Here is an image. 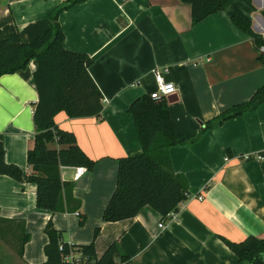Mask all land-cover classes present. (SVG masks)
Segmentation results:
<instances>
[{
    "label": "crops",
    "instance_id": "0c3cea01",
    "mask_svg": "<svg viewBox=\"0 0 264 264\" xmlns=\"http://www.w3.org/2000/svg\"><path fill=\"white\" fill-rule=\"evenodd\" d=\"M67 1L0 0V39L32 42L47 30L49 14ZM191 13L180 0H85L59 16L65 48L93 61L89 71L104 109L100 117L79 119L62 112L55 122L75 135L95 166L78 180L75 167L61 169L63 180L73 183L74 201L57 213L37 208L36 184L0 175V222L16 227L19 237L30 236L23 256L7 264L47 262L44 230L50 220L65 242L94 243L99 257L117 243L126 257L116 258L117 264H237L227 242L264 237V104L204 130L264 86L253 44L254 38L264 41V0H235L196 25ZM236 13L252 22L248 33L233 24ZM36 69L33 60L26 70L0 78L5 161L25 175L32 173L27 154L35 145ZM155 70H167L166 81L177 88L176 101L168 103L180 145L170 149V158L174 173L188 181V198L167 220L147 206L132 219L105 222L119 159L142 153L127 110L156 91Z\"/></svg>",
    "mask_w": 264,
    "mask_h": 264
},
{
    "label": "trees",
    "instance_id": "16d2710c",
    "mask_svg": "<svg viewBox=\"0 0 264 264\" xmlns=\"http://www.w3.org/2000/svg\"><path fill=\"white\" fill-rule=\"evenodd\" d=\"M84 1L68 0L50 13L47 30L32 42L14 43L10 39H0V78L26 70L35 60L34 84L39 95L34 111L35 145L27 154L32 173L25 175L17 165L7 164L4 144L0 141V175L36 184L37 208L53 213L65 212L74 201L73 183L63 180L61 169L86 167L92 170L95 166V161L79 147L75 135L60 129L55 118L62 112L72 119L100 117L104 109V97L89 71L92 59L65 48V35L59 22V16L64 11ZM234 1L180 0L190 5L193 25L225 11ZM231 20L242 32L250 31L252 22L243 15L233 14ZM253 44L259 50L258 61L264 67V52L261 50L264 41L254 38ZM263 104L264 86L248 102L236 105L207 122L204 130L254 111ZM127 112L136 126L142 153L119 159L117 186L104 211L103 220H129L147 206L167 219L188 198L187 179L175 174L172 169L170 149L180 145V142L176 138L169 103L166 100L156 102L150 95H144L136 99ZM50 143H56L60 148L49 149ZM78 215L81 217L80 213ZM84 222L82 216L80 225ZM1 224L4 222L1 221ZM6 226L0 227L1 238L11 234L19 237L17 231ZM44 232L49 240L45 247L47 262L44 264H64V257L77 248L88 257L85 264H117L116 258H121V261L126 259L117 243H113L99 257L94 243L76 246L65 242L63 232L57 230L51 220ZM29 238L27 234L19 237L21 256ZM227 245L236 255L237 264H264V237L250 236L240 243L227 242Z\"/></svg>",
    "mask_w": 264,
    "mask_h": 264
},
{
    "label": "built area",
    "instance_id": "2783aa9c",
    "mask_svg": "<svg viewBox=\"0 0 264 264\" xmlns=\"http://www.w3.org/2000/svg\"><path fill=\"white\" fill-rule=\"evenodd\" d=\"M264 52V49H263ZM167 70H155L154 76L157 85V89L154 92L150 93L151 98L156 102L168 101L170 96L177 94V88L173 83L167 82L165 79V74ZM171 89V90H169ZM75 174L73 180H78L84 176L88 169L86 167H76L74 168ZM202 199L201 197L199 198ZM176 215V212H172L167 219H170ZM166 219V220H167ZM160 228H165V220L160 225ZM88 260V257L80 249H73L71 253L64 257V264H85Z\"/></svg>",
    "mask_w": 264,
    "mask_h": 264
},
{
    "label": "rangeland",
    "instance_id": "374dc122",
    "mask_svg": "<svg viewBox=\"0 0 264 264\" xmlns=\"http://www.w3.org/2000/svg\"><path fill=\"white\" fill-rule=\"evenodd\" d=\"M2 225L3 224H1V226ZM13 230L17 231L18 229L14 227ZM0 240L3 242V246H1L0 249V264H7V262H12L13 258H16L20 255L21 240L19 239V237H16L12 234L5 235V241H3L2 239Z\"/></svg>",
    "mask_w": 264,
    "mask_h": 264
},
{
    "label": "water",
    "instance_id": "95a60500",
    "mask_svg": "<svg viewBox=\"0 0 264 264\" xmlns=\"http://www.w3.org/2000/svg\"><path fill=\"white\" fill-rule=\"evenodd\" d=\"M174 101H176V97H175V95L170 96V97L168 98V102H169V103H173ZM67 180L71 181L72 179H67Z\"/></svg>",
    "mask_w": 264,
    "mask_h": 264
},
{
    "label": "clouds",
    "instance_id": "9594fccd",
    "mask_svg": "<svg viewBox=\"0 0 264 264\" xmlns=\"http://www.w3.org/2000/svg\"><path fill=\"white\" fill-rule=\"evenodd\" d=\"M169 90H171V89H169Z\"/></svg>",
    "mask_w": 264,
    "mask_h": 264
},
{
    "label": "bare ground",
    "instance_id": "6f19581e",
    "mask_svg": "<svg viewBox=\"0 0 264 264\" xmlns=\"http://www.w3.org/2000/svg\"><path fill=\"white\" fill-rule=\"evenodd\" d=\"M33 113V112H32Z\"/></svg>",
    "mask_w": 264,
    "mask_h": 264
}]
</instances>
